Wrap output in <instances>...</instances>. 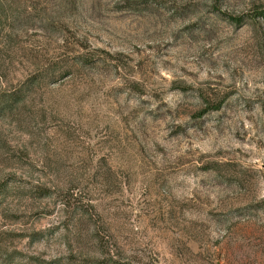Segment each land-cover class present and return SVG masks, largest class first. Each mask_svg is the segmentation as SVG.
<instances>
[{"label":"rangeland","instance_id":"374dc122","mask_svg":"<svg viewBox=\"0 0 264 264\" xmlns=\"http://www.w3.org/2000/svg\"><path fill=\"white\" fill-rule=\"evenodd\" d=\"M262 9L0 0V264H264Z\"/></svg>","mask_w":264,"mask_h":264},{"label":"trees","instance_id":"16d2710c","mask_svg":"<svg viewBox=\"0 0 264 264\" xmlns=\"http://www.w3.org/2000/svg\"><path fill=\"white\" fill-rule=\"evenodd\" d=\"M257 14L264 18V9H262L261 11H258ZM218 109L219 107L217 106V107H214L212 110H218Z\"/></svg>","mask_w":264,"mask_h":264}]
</instances>
